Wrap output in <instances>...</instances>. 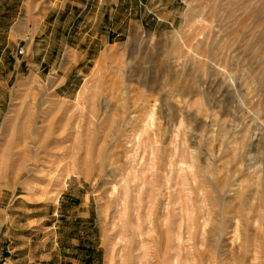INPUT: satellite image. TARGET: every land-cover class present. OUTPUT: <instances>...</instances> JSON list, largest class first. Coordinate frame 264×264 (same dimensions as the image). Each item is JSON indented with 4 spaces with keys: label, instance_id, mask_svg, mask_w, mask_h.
I'll use <instances>...</instances> for the list:
<instances>
[{
    "label": "rangeland",
    "instance_id": "obj_1",
    "mask_svg": "<svg viewBox=\"0 0 264 264\" xmlns=\"http://www.w3.org/2000/svg\"><path fill=\"white\" fill-rule=\"evenodd\" d=\"M19 15L0 264H264V0H0V34Z\"/></svg>",
    "mask_w": 264,
    "mask_h": 264
},
{
    "label": "crops",
    "instance_id": "obj_2",
    "mask_svg": "<svg viewBox=\"0 0 264 264\" xmlns=\"http://www.w3.org/2000/svg\"><path fill=\"white\" fill-rule=\"evenodd\" d=\"M3 22L0 24V28L2 30ZM27 21L22 19L19 15L15 21L10 22L7 24V28L5 32H3L0 37V41H5L4 45L0 44V59L3 56V53L8 49V46L13 44L16 41H21L26 38L27 34Z\"/></svg>",
    "mask_w": 264,
    "mask_h": 264
},
{
    "label": "built area",
    "instance_id": "obj_3",
    "mask_svg": "<svg viewBox=\"0 0 264 264\" xmlns=\"http://www.w3.org/2000/svg\"><path fill=\"white\" fill-rule=\"evenodd\" d=\"M20 54L23 55V54H24V50H21V51H20Z\"/></svg>",
    "mask_w": 264,
    "mask_h": 264
},
{
    "label": "bare ground",
    "instance_id": "obj_4",
    "mask_svg": "<svg viewBox=\"0 0 264 264\" xmlns=\"http://www.w3.org/2000/svg\"><path fill=\"white\" fill-rule=\"evenodd\" d=\"M144 160V159H143ZM142 161V160H141ZM125 198V197H124ZM127 200V199H126Z\"/></svg>",
    "mask_w": 264,
    "mask_h": 264
}]
</instances>
